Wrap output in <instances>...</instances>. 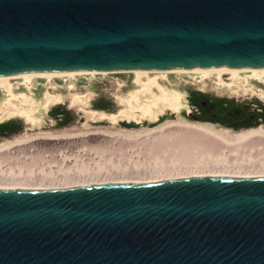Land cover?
<instances>
[{"label":"water","instance_id":"1","mask_svg":"<svg viewBox=\"0 0 264 264\" xmlns=\"http://www.w3.org/2000/svg\"><path fill=\"white\" fill-rule=\"evenodd\" d=\"M264 68V0H0V75ZM0 264H264V177L0 190Z\"/></svg>","mask_w":264,"mask_h":264},{"label":"bare ground","instance_id":"2","mask_svg":"<svg viewBox=\"0 0 264 264\" xmlns=\"http://www.w3.org/2000/svg\"><path fill=\"white\" fill-rule=\"evenodd\" d=\"M121 72L129 73L130 83L136 85L130 94L128 93L129 97L125 96L127 98L118 100L120 105H125L128 109L123 107L124 109L119 110L116 114L100 113L91 109L87 111V108H81V105L84 106L85 104L86 94L78 93H73L70 99L71 107L78 105L80 107H78L79 111L88 113L93 119L101 114L100 120H109L114 123H116L115 121L123 122V118L129 121L132 117L129 113L133 112V110L144 112V110L148 111L151 108L160 107V105L175 109L176 102L178 106L180 94L176 96L170 88L161 85L160 79L162 77L160 74L165 76V79L167 75L163 74L166 73L203 74L200 82L211 80L209 77L212 74H216L218 76L214 77L220 81L222 87H231L232 85L222 80V77L226 74L231 76L229 78L230 81H237L244 72H250V75H253L249 77L251 81L261 79L259 81L261 82L264 77H262L264 68L175 69L168 71L140 69L116 73ZM109 74L111 73L85 69V71H30L14 75H0V94L4 92V95H0V98H5L3 107L6 109V114H9L2 115L0 119L3 121L4 119L9 120L19 117L26 123L32 124V126L37 125L39 122L29 114V109L23 106L25 97L19 96L21 94H17L14 91L15 85L12 84L11 79L22 80L21 84L17 85V88L22 86L27 94V99L30 100L37 91L35 90L37 85H32L34 84L33 80L37 78L51 77L50 81L54 78L64 77L63 79L67 80L64 87L71 92V90L76 89L75 81L80 76L91 75L93 77ZM46 82L45 84L47 85ZM246 83L250 84L249 82ZM47 97L51 98L50 103L54 105L63 104L56 95H52L49 91H47ZM146 104H151V106L146 107ZM128 121L127 123L130 122ZM98 136H101V138L103 136V139H96ZM98 136H89L87 138L88 142L89 140L91 142L93 140V142L90 143V146L88 143L83 145L89 148H85V152L84 150L77 151L74 156H79L80 158H76V160L67 156L71 154V151L67 150V152L62 153L64 148L56 149L57 145H67L66 147H68L74 142L75 138L73 140H58V138L44 139L41 137L42 139L39 138L26 146L17 143L8 148H1L0 190L49 191L80 186L148 184L213 176L234 179L264 177V136L259 134H253L231 142L215 136L198 125L190 123L168 125L160 131H152L147 135L134 139L135 145H140L141 147L138 150H133L131 154H129L131 147L120 140L128 149L127 152L119 153V158L115 159L112 157L115 155L112 151L113 149L110 150V153L107 150L108 154L104 155L105 150L102 153L101 148H104L105 142L106 144L107 142L114 144L113 141H116V143L118 141L119 143V138L121 137L115 136L111 139L112 137L104 133ZM107 137L109 138L107 139ZM99 140L103 141L97 144L96 141ZM39 141L42 144L36 145L35 143ZM99 145L103 147L100 148ZM56 150L60 151L56 152ZM197 154L199 155L198 157H201L200 159L193 157ZM106 157L109 158L106 159ZM184 157H189L187 162L193 163L192 167L185 162Z\"/></svg>","mask_w":264,"mask_h":264},{"label":"rangeland","instance_id":"3","mask_svg":"<svg viewBox=\"0 0 264 264\" xmlns=\"http://www.w3.org/2000/svg\"><path fill=\"white\" fill-rule=\"evenodd\" d=\"M163 75H167V77L165 79V76L160 74L162 77L160 79L161 85L170 88L176 96L180 94L178 106L176 102L175 109L160 105V107L158 106L159 108H151V110H144V112L133 110V112L129 113L132 116L129 119L130 122L128 119L123 118V122L115 121L116 123L109 120H100V113L116 114L121 109H128L127 106L120 105V101L118 100L129 97L130 92L136 87L135 84L130 83L129 73H111L109 75H96L93 77L91 75L80 76L75 81L77 85L76 89L71 90V92L64 87L65 83H67V80L63 79L64 77L54 78L50 81L51 77L37 78L33 80L34 84H32L33 86L37 85L35 88L37 91L33 97L35 99L32 98L30 100L27 99V94L22 86L17 88V85L19 86L22 80L11 79L10 81L15 85L14 91L17 94H21L19 96L25 97L23 106L29 109L28 112H30L29 114L32 117L40 121L37 125L32 126V124L26 123L19 117L10 119L16 121L15 123L9 122L6 124L4 123L6 122L5 119L3 121L0 119L2 121L0 132L8 129L10 124H12L13 128H17L19 125L23 126L21 132L7 137H3L4 135L0 133V149L8 148L17 143L26 146L33 141H37L39 138H58V140H73L75 138L77 141L74 140L69 145L70 147H66L67 145H57L56 149L64 148L65 151L61 149L62 153L67 152V150L71 151V154L67 156L76 160V158H80L79 156H74L77 151L88 148L83 145L88 143L90 146V143L93 142V140L92 142L90 140L88 142L87 138L89 136L97 137L104 133L112 137L111 139L115 136L121 137L119 138V143L118 141L117 143L113 141L114 144L112 142L111 144L109 142L106 144L105 142L103 145L105 149L101 148L103 147L102 145H99L101 152L105 150L104 153L102 152L104 155L108 154L107 150L110 153V150L113 149L112 151L115 155L113 153L112 157L115 159L119 158V153L127 152L128 148L121 141L131 147L129 153L131 154L133 150H138L141 147L140 145H135L134 139H138V137L147 135L152 131H160L168 125L189 123L201 126V128L208 130L215 136L230 140L231 142L253 134L264 136V75H262L263 80L259 82L261 79H258V81H251L249 79V77L253 76L252 74L250 75V72L242 73L237 81H230L229 78L231 76L226 74L222 77V80L232 84L231 87H222L220 81L214 77L218 76L216 74H212L209 77L211 80H205L204 82H200L203 74L166 73ZM47 91L52 95H56L63 104L54 105L50 103L51 98L47 97ZM2 93L0 95H4V92ZM73 93L88 94L85 98V104L84 106L81 105V108H87V111L90 109L96 110L100 112V115H97L93 119L88 113L79 111L80 107L78 105L71 107L70 99ZM4 99L0 98V117L4 114L9 115L6 114V109L3 107ZM150 106L151 104H146V107ZM191 115L199 117V121H193L190 118ZM252 116H258L257 118L263 116V118L255 120ZM60 118H64L66 121L60 122ZM128 137L129 139H127ZM98 138H101V136H98L96 139ZM101 139H103V136ZM101 141L103 140L96 141V143L98 144ZM35 144L39 145L42 142L39 141ZM59 151L56 150V152ZM198 156L197 154L193 157L200 159L201 157ZM113 158L111 159L113 160ZM184 159L185 162L189 161V157H184ZM187 163L190 167L193 166V163Z\"/></svg>","mask_w":264,"mask_h":264},{"label":"flooded vegetation","instance_id":"4","mask_svg":"<svg viewBox=\"0 0 264 264\" xmlns=\"http://www.w3.org/2000/svg\"><path fill=\"white\" fill-rule=\"evenodd\" d=\"M36 94V93H35ZM193 121H197L198 119H200L199 117H197L196 115H191V117H190ZM261 118H263V116H261L260 118H258V119H261ZM40 121V120H39ZM59 121L60 122H64V121H66V119H62V118H60L59 119ZM199 121V120H198ZM1 122L2 121H0V124H1ZM9 122H13V123H15L16 121H14V120H6V122H4L5 124L6 123H9ZM23 128V126H21V125H19V127L17 126V128H13V126H12V124H10V126L8 127V129H6V130H4V131H2V132H0L2 135H4L3 137H7V136H10L11 134H14V133H19V132H21V129Z\"/></svg>","mask_w":264,"mask_h":264},{"label":"trees","instance_id":"5","mask_svg":"<svg viewBox=\"0 0 264 264\" xmlns=\"http://www.w3.org/2000/svg\"><path fill=\"white\" fill-rule=\"evenodd\" d=\"M183 100H184V98H183ZM239 117H241V116H239ZM257 117L258 116H252V118L255 119V120L258 119Z\"/></svg>","mask_w":264,"mask_h":264},{"label":"crops","instance_id":"6","mask_svg":"<svg viewBox=\"0 0 264 264\" xmlns=\"http://www.w3.org/2000/svg\"><path fill=\"white\" fill-rule=\"evenodd\" d=\"M88 96V94H86Z\"/></svg>","mask_w":264,"mask_h":264}]
</instances>
